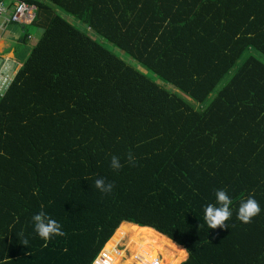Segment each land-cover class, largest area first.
<instances>
[{
    "label": "trees",
    "instance_id": "trees-1",
    "mask_svg": "<svg viewBox=\"0 0 264 264\" xmlns=\"http://www.w3.org/2000/svg\"><path fill=\"white\" fill-rule=\"evenodd\" d=\"M24 1L0 264H264V0Z\"/></svg>",
    "mask_w": 264,
    "mask_h": 264
},
{
    "label": "rangeland",
    "instance_id": "rangeland-1",
    "mask_svg": "<svg viewBox=\"0 0 264 264\" xmlns=\"http://www.w3.org/2000/svg\"><path fill=\"white\" fill-rule=\"evenodd\" d=\"M59 14H61L68 21L74 23L76 26H80L78 22L73 21L74 19L71 16L63 13L62 11H59ZM11 26H16L17 32H20V36L17 37L16 39H13L12 42L10 43V48L14 54L13 59L17 58L18 59L17 64L18 63L23 64L27 60V58L30 56L33 47L35 46L36 42L42 35V29L35 27V26H31V25L27 26L26 29L24 30H22V28L18 25L12 24ZM26 35H31L32 39L23 41ZM116 231L114 232L113 238L110 241V244L107 246L105 252L109 251L110 250L109 247L110 245H112V248H113L112 252H122L123 253V256L120 259V262L122 263L124 260H127V258L131 257V252H130V247H129L130 242H129L128 237H123L121 235H118ZM169 247H171V249L175 253L173 255H169V256L175 257V262L171 264H180L182 261L181 257L183 256L184 252L182 251V249H179V248L177 249V247L172 244L169 245ZM147 259H149V261L151 262H154V264H168L169 262H171V258H169L168 255L162 256V257L161 256L154 257L152 255H149Z\"/></svg>",
    "mask_w": 264,
    "mask_h": 264
},
{
    "label": "built area",
    "instance_id": "built-area-1",
    "mask_svg": "<svg viewBox=\"0 0 264 264\" xmlns=\"http://www.w3.org/2000/svg\"><path fill=\"white\" fill-rule=\"evenodd\" d=\"M7 2H11V6ZM35 10L33 5L27 4L24 0H0V17L4 18L5 22L0 26V33H3L6 30L7 24L10 23H16L22 26L32 24L35 20ZM9 84L7 79L0 84V100L4 97L9 88ZM96 262L97 259L93 264H96Z\"/></svg>",
    "mask_w": 264,
    "mask_h": 264
},
{
    "label": "crops",
    "instance_id": "crops-1",
    "mask_svg": "<svg viewBox=\"0 0 264 264\" xmlns=\"http://www.w3.org/2000/svg\"><path fill=\"white\" fill-rule=\"evenodd\" d=\"M10 5H11V3H10ZM3 23H5V22L0 17V26ZM12 24L13 23L7 24L6 31L1 33V35H0V53H1L0 56L6 57L10 60L9 69H7V75L9 76V78H10V76H15L22 66L21 63L17 64V60H18L17 58L13 59L14 54L10 48V43L12 42V40L16 39L17 37L20 36V32H17L16 26H11ZM14 25H18V24H14ZM18 26H20L22 28V30L26 29V28H23L21 25H18ZM38 28H40V27H38ZM42 32H43V30H42ZM0 80H3V79L0 78Z\"/></svg>",
    "mask_w": 264,
    "mask_h": 264
},
{
    "label": "clouds",
    "instance_id": "clouds-1",
    "mask_svg": "<svg viewBox=\"0 0 264 264\" xmlns=\"http://www.w3.org/2000/svg\"><path fill=\"white\" fill-rule=\"evenodd\" d=\"M11 3V2H10ZM10 3L9 2H7V4L9 5V6H11L10 5ZM11 9V8H10ZM36 9V8H35ZM35 16H36V10H35ZM3 19V21H4V18H2ZM35 21V20H34ZM33 21V22H34ZM13 24H16V23H13ZM33 24V23H32ZM32 24H30L31 26H32ZM19 25V24H18ZM22 26V25H21ZM27 26H29V25H27ZM27 26H22L23 28H26ZM6 31V30H5ZM4 31V32H5ZM0 35H1V33H0ZM27 36V35H26ZM27 39L28 40H31L32 39V36L31 35H28L27 36ZM37 43V42H36ZM9 59L8 58H6V57H1L0 56V78H2L3 80H0V84L5 80V79H7L8 81H9V88H10V86H11V84H12V82L14 81V78H15V76H10V78H9V76L7 75V69H9ZM9 88L7 89V91H6V93L8 92V90H9ZM6 93H5V95H6ZM4 95V96H5ZM4 98V97H3ZM188 258V257H187ZM97 259V258H96ZM95 259V260H96ZM94 260V261H95ZM94 263V262H93ZM92 263V264H93Z\"/></svg>",
    "mask_w": 264,
    "mask_h": 264
},
{
    "label": "bare ground",
    "instance_id": "bare-ground-1",
    "mask_svg": "<svg viewBox=\"0 0 264 264\" xmlns=\"http://www.w3.org/2000/svg\"><path fill=\"white\" fill-rule=\"evenodd\" d=\"M134 226H136V225H134ZM139 227V226H138Z\"/></svg>",
    "mask_w": 264,
    "mask_h": 264
}]
</instances>
